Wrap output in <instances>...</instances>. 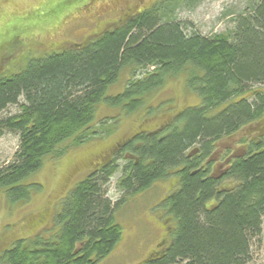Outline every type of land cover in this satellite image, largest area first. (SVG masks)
<instances>
[{
    "label": "trees",
    "instance_id": "1",
    "mask_svg": "<svg viewBox=\"0 0 264 264\" xmlns=\"http://www.w3.org/2000/svg\"><path fill=\"white\" fill-rule=\"evenodd\" d=\"M163 8L127 13L95 37L0 77V136H20L13 161L0 165V188L12 204L29 201L33 189H41L23 181L89 127L102 101L135 110L180 74L201 99L158 130L141 131L111 149L110 158L63 199L54 218L57 231L18 240L3 252L4 264H99L122 240L121 204L171 174L177 185L164 205L175 227L166 225L169 240L163 238L139 264L251 263L264 223V126L255 131L264 119V0L253 2L229 36L191 33L187 25L165 20ZM139 69L145 74L137 77ZM125 71L124 91L107 97ZM11 105L19 112L1 116ZM246 129L253 136L246 133L238 147L226 145ZM220 160L226 170L217 175ZM120 161L117 183L125 193L113 202L108 185Z\"/></svg>",
    "mask_w": 264,
    "mask_h": 264
},
{
    "label": "rangeland",
    "instance_id": "2",
    "mask_svg": "<svg viewBox=\"0 0 264 264\" xmlns=\"http://www.w3.org/2000/svg\"><path fill=\"white\" fill-rule=\"evenodd\" d=\"M0 0V77L24 72L32 62L84 42L115 26L132 11L163 6L165 20L180 22L187 30L206 37L230 35L238 19L248 15L257 0ZM93 2V3H92ZM92 3V4H91ZM81 8L83 13H77ZM85 9V10H83ZM76 11V12H75ZM67 18V19H66ZM128 73L123 72L113 84L107 97L124 91ZM145 74L139 69L137 77ZM257 87V86H256ZM264 88V87H263ZM201 102L200 96L187 86L185 74L169 78L162 88L145 97L144 104L129 110L123 104L112 105L102 101L93 122L87 129L64 141L57 152L44 158L42 168L27 177L23 184L41 186L33 189L30 200L12 204L0 188V264L3 252L18 240L41 234L45 237L57 231L55 216L62 210L63 199L72 188L86 178L98 165L103 155L118 142L134 133L151 132L166 120L180 116L188 107ZM19 112L18 105L9 106L1 116ZM261 121L255 131L261 133ZM154 132V131H152ZM249 129L227 139L229 147L238 143ZM88 134H95L88 138ZM87 137L79 145L77 137ZM20 144L18 133L6 131L0 136V165L13 161ZM133 146L138 141H133ZM62 151L58 153V151ZM119 171L111 178L108 196L119 201L124 191L118 186ZM222 168L217 169L221 173ZM172 171V170H171ZM174 174L158 180L145 191L129 196L117 211V221L123 228V237L113 252L99 264H139L157 244L166 237V225L175 227L165 207L167 195L177 185ZM222 186H228L227 179ZM169 240V236L166 237ZM250 264H264V223L260 238L254 241Z\"/></svg>",
    "mask_w": 264,
    "mask_h": 264
},
{
    "label": "flooded vegetation",
    "instance_id": "3",
    "mask_svg": "<svg viewBox=\"0 0 264 264\" xmlns=\"http://www.w3.org/2000/svg\"><path fill=\"white\" fill-rule=\"evenodd\" d=\"M156 130H158V129L150 130V131L152 132V131H156ZM135 134H137V133H134V134H132V136L128 137L127 139H124L123 141L118 142L117 145H116L113 149H115V148H119V147H122L123 145L127 144L128 141L130 140V138L133 137ZM110 151H111V150H110ZM110 151L107 152L105 155H103V157H105V156H106V157H105V158H102L101 160H104V161L108 160V159L110 158V157H109ZM107 157H109V158H107ZM226 163H227V162H226ZM226 163H224L223 161L220 160V161L218 162V164L215 165V169H214V170H215V174H217V175H221V174L225 173V170H226L225 165H226ZM218 168H222L220 174L217 173V169H218ZM225 181H226V180H223L222 182H225ZM222 184H223V183H222Z\"/></svg>",
    "mask_w": 264,
    "mask_h": 264
}]
</instances>
